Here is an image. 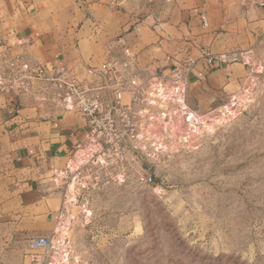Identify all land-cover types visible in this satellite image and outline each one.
Here are the masks:
<instances>
[{
    "label": "rangeland",
    "instance_id": "obj_1",
    "mask_svg": "<svg viewBox=\"0 0 264 264\" xmlns=\"http://www.w3.org/2000/svg\"><path fill=\"white\" fill-rule=\"evenodd\" d=\"M173 1L93 0L97 4L77 19L103 20L93 33L115 41L143 21H157ZM55 2L57 16H69L70 0ZM258 31L243 84L212 115L203 113L210 120L199 139L163 138L154 154L159 141L152 139L139 157L126 154L117 164L90 165L68 175L65 216L72 263L264 264V31ZM128 47L140 65L169 69L152 58L143 61ZM75 48L80 57H89L87 64L96 63L103 51L101 44ZM5 94L14 93H0ZM231 96L233 113L224 117L217 111ZM157 132L160 139L165 136L158 127ZM142 175L151 176L152 183H141Z\"/></svg>",
    "mask_w": 264,
    "mask_h": 264
},
{
    "label": "crops",
    "instance_id": "obj_2",
    "mask_svg": "<svg viewBox=\"0 0 264 264\" xmlns=\"http://www.w3.org/2000/svg\"><path fill=\"white\" fill-rule=\"evenodd\" d=\"M92 2L70 0L69 16L60 19L55 0H0V42L9 55L22 54L49 69L61 65L83 79L88 67L100 65L125 44L143 61L152 58L164 69L187 54L198 57L201 48L211 53L255 48L258 30L264 31V0H174L157 21H143L110 41L93 33L103 20L77 19L97 4ZM81 29L89 33L79 36ZM80 44L103 45L96 63L77 55ZM248 68L199 58L186 77L187 105L199 113L221 106L243 84ZM85 123L35 96L0 95V264H30L24 256L27 239L52 230L63 193L54 179L85 138Z\"/></svg>",
    "mask_w": 264,
    "mask_h": 264
},
{
    "label": "built area",
    "instance_id": "obj_3",
    "mask_svg": "<svg viewBox=\"0 0 264 264\" xmlns=\"http://www.w3.org/2000/svg\"><path fill=\"white\" fill-rule=\"evenodd\" d=\"M201 19L205 25V18ZM4 49L0 46V93L37 95L44 106L73 112L86 121L85 138L75 146L65 168L54 179V184L63 190L54 227L48 235L27 239L28 252L24 256L30 264H80L71 262L73 251L65 216L68 175L90 165L117 164L126 154L139 157L144 150L142 145L152 139L159 141L153 154L163 138L177 137L186 142L199 139L210 119L187 105V74L199 58L211 65L239 63L249 67L253 57L252 48L219 53L201 48L198 57L187 54L164 72L151 63L140 65L136 54L122 45L100 65L88 67L83 79H77L64 66L49 69L23 55H8ZM16 69L21 74H16ZM234 106L235 96H231L230 104L217 112L230 117ZM157 127L165 134L161 139ZM139 181L148 185L152 178L142 175Z\"/></svg>",
    "mask_w": 264,
    "mask_h": 264
},
{
    "label": "bare ground",
    "instance_id": "obj_4",
    "mask_svg": "<svg viewBox=\"0 0 264 264\" xmlns=\"http://www.w3.org/2000/svg\"><path fill=\"white\" fill-rule=\"evenodd\" d=\"M72 196L74 197L73 193H72ZM68 221H69L68 218H66V223H67ZM65 228H67V226L64 227V229H65Z\"/></svg>",
    "mask_w": 264,
    "mask_h": 264
}]
</instances>
